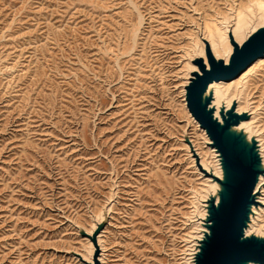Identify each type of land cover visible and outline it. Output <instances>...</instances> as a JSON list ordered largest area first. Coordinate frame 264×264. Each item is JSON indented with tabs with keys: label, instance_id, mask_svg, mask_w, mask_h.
<instances>
[{
	"label": "rangeland",
	"instance_id": "obj_1",
	"mask_svg": "<svg viewBox=\"0 0 264 264\" xmlns=\"http://www.w3.org/2000/svg\"><path fill=\"white\" fill-rule=\"evenodd\" d=\"M239 1L245 18L252 0H0V264H84L94 224L103 264H184L209 185L189 58ZM261 60L233 94L246 86L258 132Z\"/></svg>",
	"mask_w": 264,
	"mask_h": 264
},
{
	"label": "water",
	"instance_id": "obj_2",
	"mask_svg": "<svg viewBox=\"0 0 264 264\" xmlns=\"http://www.w3.org/2000/svg\"><path fill=\"white\" fill-rule=\"evenodd\" d=\"M200 39L202 53L199 47L189 58L192 67L184 85L185 103L209 139L217 173L203 174L209 185L203 198L196 199L202 214H195L191 221L197 230L190 238L185 264H222L238 233L251 241L248 247L253 259L248 264H264V229H253L257 214L264 209V156L259 133L247 123L249 112L237 111L238 95L230 99L219 88V83L235 80L256 60L264 58V25L242 41L228 33L231 49L226 47L223 57L213 53L203 36ZM101 227L98 225L89 237L93 253L90 262L80 257L84 264H102L96 240Z\"/></svg>",
	"mask_w": 264,
	"mask_h": 264
},
{
	"label": "bare ground",
	"instance_id": "obj_3",
	"mask_svg": "<svg viewBox=\"0 0 264 264\" xmlns=\"http://www.w3.org/2000/svg\"><path fill=\"white\" fill-rule=\"evenodd\" d=\"M249 2H250V4H252L251 5V11H247V16H245V18H243V12H242L243 6H245V5H243L240 1H239V3L236 5V7L231 12L228 10V14L229 15H230V13L233 12L230 15V17H225V18L219 17V19L221 20V21L220 20L218 21V26L220 24V26H219L220 32L219 33H215L213 35V37L212 36L208 37V35L201 29V31H200L201 34L200 35H203V37L209 42L210 47H211V49H212V51H213V53L215 55L217 54V51H218L217 46H216L217 45L216 44L217 38H218V40H221V43H223L225 48L227 47L228 50H229L231 48H229L230 45H229V42H228V33H232L234 39L236 41H238L240 35L245 31V29L249 28L256 21H258L259 23L260 22H264L263 21L264 20V14L261 11V10H264V3H263L264 0H252V1H249ZM253 6L256 7V8L253 9ZM223 23L225 24V26H221V24H223ZM262 25H264V24H262ZM255 29L256 28L252 29L251 31H254ZM221 31H223V32H221ZM200 42H201V40H200ZM200 52L202 53V46L201 45H200ZM261 61H262L261 58L256 60L252 64V66L250 65V68L255 66V65H258ZM247 77L248 76L243 77L240 81L246 80ZM235 80L230 81V82H221V83H219V88H220V90L223 93H225V92H227L229 90H232L231 94H229L230 95V99L234 98L233 94L235 92V86L237 85V84L234 85V81ZM226 83H231V86L229 88H227V89L225 87ZM245 85H246V81H244V86ZM245 91H246V86L239 91L237 111L238 112L248 111L251 116H250V119H249V121L247 123L249 125H252L255 130L256 129L259 130V126L257 125V121L255 122L253 120V117L255 118V116L258 115L259 113H257L255 109L252 110L249 97H247L248 100H246V102H247L246 106H242V104H241L243 102L245 96H246L245 95ZM184 101H185V99H184ZM192 118H191V120H192L193 128L195 129V131L197 130V128H199V131H200V133L199 132H195V134L198 133L197 136L199 134H201V135L205 134L204 130L202 128H200L199 124ZM258 133H259L258 141H260V145H261V148H262V153H263V156H264V131L260 130ZM197 136H196V139L194 140V143H193V148L194 149L192 150L193 151L192 162L195 163L198 171L200 172L201 177L204 178L205 175H203V174H204L205 171H212L214 173H217V167H216V161H215L213 150L209 147L211 149V151H212V158H213V161H212L213 163H212V162H208V160L205 159V155H203L204 153L202 152L201 143L198 141V137ZM208 144H209V139H208L207 145ZM262 182H264V179L262 180ZM261 192H262V198L261 199H262V201L264 203V187H263V190ZM200 195H201L200 198H203V195L202 194H200ZM198 214L199 215L202 214L201 210L198 211ZM98 219L96 221L97 223L100 222V220L98 221ZM263 220H264V209L257 214V218L254 221L253 227H255V226L258 227L259 223H261ZM192 228L195 231L197 230V226L195 224H192ZM94 229H95V224H94V227L92 228V230L90 232H87V230L85 231V233H86L85 235L87 237V240H89V237L92 235ZM98 244H99L100 250L102 252L100 254V261L103 264L104 263V258H105V255L103 253L104 246L102 244V240H101L100 237L98 238ZM92 253H93V247H92V244H89V246H88V248H87V250L85 251V254H84L85 257H84V255H81V258L83 260L87 261V262H90V258H91ZM185 263H186V258H185L184 264Z\"/></svg>",
	"mask_w": 264,
	"mask_h": 264
},
{
	"label": "snow or ice",
	"instance_id": "obj_4",
	"mask_svg": "<svg viewBox=\"0 0 264 264\" xmlns=\"http://www.w3.org/2000/svg\"><path fill=\"white\" fill-rule=\"evenodd\" d=\"M251 241L244 238L243 233H238L230 245L229 257L222 264H248L253 259L249 249Z\"/></svg>",
	"mask_w": 264,
	"mask_h": 264
}]
</instances>
